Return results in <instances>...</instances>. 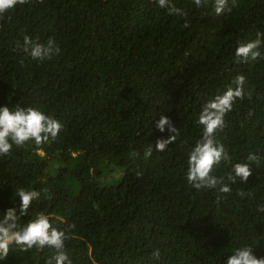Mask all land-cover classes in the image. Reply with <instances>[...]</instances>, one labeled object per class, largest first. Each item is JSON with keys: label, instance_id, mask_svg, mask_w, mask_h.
<instances>
[{"label": "trees", "instance_id": "16d2710c", "mask_svg": "<svg viewBox=\"0 0 264 264\" xmlns=\"http://www.w3.org/2000/svg\"><path fill=\"white\" fill-rule=\"evenodd\" d=\"M172 3L187 16L153 0H31L0 17V107H33L63 125L55 141L0 156V219L19 209L18 189L39 191L17 230L45 214L66 231L72 264H226L245 246L264 258V60L235 61L241 42L264 33V0H228L219 16L212 0ZM25 35L53 39L59 55L33 60L16 49ZM238 75L244 99L215 137L231 160L212 175L226 177L249 154L259 159L217 202L215 189L187 182L188 159L203 105ZM164 115L179 134L156 152L170 135L156 127ZM54 254L13 244L0 264H47Z\"/></svg>", "mask_w": 264, "mask_h": 264}, {"label": "clouds", "instance_id": "9594fccd", "mask_svg": "<svg viewBox=\"0 0 264 264\" xmlns=\"http://www.w3.org/2000/svg\"><path fill=\"white\" fill-rule=\"evenodd\" d=\"M42 3L43 0H40ZM159 8H166L168 14L178 17H186L187 13L183 8L177 7L172 0H153ZM197 8L204 7L209 0H192ZM31 3V0H0V17L14 10L18 5L23 6ZM228 5V0H212V6L216 15L224 13ZM231 9L228 8L227 11ZM184 27H189L186 21ZM264 42V33L258 32L257 39L249 42H241L235 51L236 63H247L249 60H264V54L258 49ZM16 49L27 54L33 60H51L59 55L61 49L53 39L46 43L34 42L30 36L25 35L23 43L19 41ZM245 77L238 75L234 78L235 88L229 87L222 95H218L203 105L198 116L197 123L202 127V137L191 149L188 159L187 182L196 190L215 189L218 193L217 202L226 198L225 194H231V185L239 182H247L252 175L251 162L258 161L259 157L249 154V163H235L226 177L212 175L215 165L222 161H230L231 157L225 150L223 144L215 139L217 131H222L226 127L225 116L231 112L237 99H244L243 85ZM251 115V113H250ZM63 125L57 119L44 114L33 107H20L15 110L9 107H0V156L10 155L13 146L23 147L30 141L36 146H41L51 141H55L62 130ZM156 127L160 132L167 128L170 133L167 139H157L155 143L156 152H164L168 145L175 142L178 129L173 125L167 116H161L156 121ZM153 147H149L145 152V158L151 157ZM135 156L137 153H130ZM137 175L141 173L137 172ZM241 197L251 196L252 193H238ZM16 195L19 197V209L9 208L2 219H0V256L7 257L10 246L15 244L22 251L32 248L44 249L45 247L54 249L55 254L47 261V264H72L65 250V241L69 238L66 231L58 230L50 223L49 217L39 214L25 226L17 230V220L21 216H26L33 200L40 198V192L36 190H25L20 188ZM258 210L264 212V205L258 206ZM74 227V226H73ZM159 250L153 253L154 259L159 258ZM226 264H264V258H257L253 254L252 247L245 246L237 248L230 255Z\"/></svg>", "mask_w": 264, "mask_h": 264}]
</instances>
